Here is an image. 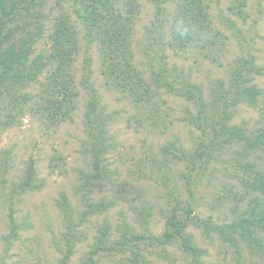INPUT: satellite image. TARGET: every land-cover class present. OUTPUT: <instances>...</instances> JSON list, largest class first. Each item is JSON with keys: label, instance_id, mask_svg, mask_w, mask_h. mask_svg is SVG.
Returning <instances> with one entry per match:
<instances>
[{"label": "rangeland", "instance_id": "374dc122", "mask_svg": "<svg viewBox=\"0 0 264 264\" xmlns=\"http://www.w3.org/2000/svg\"><path fill=\"white\" fill-rule=\"evenodd\" d=\"M138 2V11L133 18L132 55L135 66L148 81L150 65L143 47L146 27L154 20L155 8L152 0ZM207 2L213 24L228 35L223 52L218 53V61L212 62L191 48L181 52L166 49L165 54L166 65L182 69L190 81L201 86L206 100L210 98L213 81L221 80L226 84L227 70L237 57L251 54L254 63L264 68V0H247L243 7L244 20L228 9L231 0ZM45 3V8L50 11H47L49 18L45 19L44 36L61 10L75 28L80 47L74 62L75 85L79 93L71 118L54 125L47 124L44 115L36 114L41 111H36L29 103H13L14 122L6 125L9 117L3 118L9 106L4 109L5 100L9 101L15 93H4L0 98V264H59L65 251V232L74 243L65 264H79L96 241L97 229L105 219L109 223V232L104 245L108 247L121 239L125 223L147 236L150 233L159 236L170 210L178 204L183 210L192 209L184 232L202 253L196 256L186 253L179 247V242L157 245L141 241L139 255L142 259L138 258V264L261 262L262 255L255 253L254 245H248L237 232L231 243L223 240L217 231V227L236 221L249 207L250 198L260 194L230 174L227 160L230 161L240 146L216 151L209 162L198 163L200 167L190 170L184 156L192 151L198 136V131L185 119L189 111H194L191 103L160 88L151 98L157 112L146 117L149 112L140 104L106 83L101 73L98 45L92 43L86 49L88 34L71 11L70 1L63 0L62 7L56 0H45ZM163 6L167 14H172L174 1L166 0ZM226 18L237 22L236 30L226 28ZM44 42L45 37L38 40L34 54L41 49L47 54L48 44ZM86 56L91 58L89 81L98 95L97 112L105 118L110 138L107 143L111 144L104 154L106 171L102 177L92 180L89 187L85 185L84 177L92 172L91 156L83 127L88 94L79 83ZM45 74L43 72L40 80ZM251 84L260 92L256 102L253 105L239 102L229 110L230 124L242 125L246 132L264 125V69L261 74H252ZM37 88L35 82L24 91L35 96ZM248 159L264 174V151L256 149ZM28 164L34 170V185L23 189L18 183ZM61 194L72 209L73 223L86 209V202L93 206L99 201L113 204L103 211L87 214L81 224L67 229V221L58 204ZM237 229L240 228L237 226ZM225 230L229 232L227 228ZM127 246L100 251L93 257L94 264H136L135 253Z\"/></svg>", "mask_w": 264, "mask_h": 264}, {"label": "trees", "instance_id": "16d2710c", "mask_svg": "<svg viewBox=\"0 0 264 264\" xmlns=\"http://www.w3.org/2000/svg\"><path fill=\"white\" fill-rule=\"evenodd\" d=\"M69 1L71 11L81 21L88 34L86 49L88 50L92 43L98 45L101 73L109 87L118 90L135 104H140L149 112L146 117L154 116L157 112L158 108L151 98L160 88H163L165 93L182 97L194 107V111H189L185 118L187 123L198 131L196 144L192 151L184 156L188 159L190 170L198 167V163L209 162L216 151L240 146V149L233 151L230 161L227 160L231 167L230 174L237 176L244 186L248 185L254 191H259L260 197L252 196L248 201L249 207L238 215L237 220L217 227V231L223 240L231 243H234L233 234L237 232L248 245H254L257 255H262V261L256 264H264V174L248 159L256 149L264 151V125L252 132H246L242 125L230 124L229 111L230 107L239 102L250 105L256 102V96L260 92L251 84L252 74H261L264 68L254 63L251 54L237 57L227 70L226 84L221 80L213 81L214 86L211 85L209 90L210 98L206 100L201 86L190 81L182 69L166 65V49L181 52L191 48L201 56L216 62L218 53L223 52L228 35L225 30H220L213 24L207 0H173L172 14L166 13L163 6L166 0H152L155 8L154 20L146 27V44L143 47L150 65V79L146 81L135 66L132 55L133 18L138 11V0ZM246 1L231 0L228 9L244 20L246 15L243 7ZM56 2L62 7L63 0ZM45 5V0H0V98L4 93H15L9 101L4 99V109H8L6 105L9 106V111L3 118L9 117L6 119L9 121L6 125L14 122L13 103L32 104L36 111H41L36 114L44 115L49 125L70 119L75 108L79 91L76 89L77 84L75 85L74 62L80 48L75 28L61 10L53 20L50 31L44 36L45 19L49 18L50 11ZM224 23L229 31L237 29V22L230 18H226ZM43 37L44 43L48 44L47 54L43 49L34 54L38 40ZM83 65L84 73L79 83L88 94L84 104L83 127L91 156L92 172L84 177V183L89 187L92 180L102 177V173L106 171L104 154L111 144L107 143L110 138L107 136L105 118L97 112L98 95L89 81L92 73L91 58L84 57ZM43 72L46 74L40 80ZM35 82L38 83L35 96L24 91L28 85ZM174 157L180 158L183 155ZM33 178V167L28 164L22 180L18 183L20 188H33ZM58 204L64 214V220L67 221L66 227L70 229L73 225L81 224L87 214L103 211L113 202L99 201L94 206L86 202V209L77 217L75 223L72 211L70 212L72 209L63 194ZM191 212V208L183 210V206L179 204L173 207L159 236L152 233L147 236L125 223L121 229V239L112 242L108 247L104 245L109 232V223L105 219L97 229L96 241L92 242L90 249L84 254L85 258L83 257L79 264H94L93 257L100 251H107L119 245L124 247L129 243V250L135 253V263L138 264V258L142 259L139 255L141 241L157 245L179 242V247L184 252L193 256L201 254L184 232L191 219ZM237 226L240 229H237ZM68 235L69 233H64L65 251L59 259V264H65L73 251L74 243L68 239Z\"/></svg>", "mask_w": 264, "mask_h": 264}]
</instances>
